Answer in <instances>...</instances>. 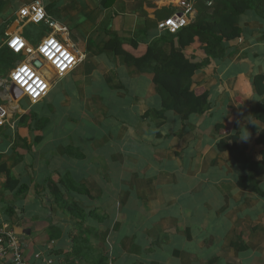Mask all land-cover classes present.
Listing matches in <instances>:
<instances>
[{"label":"crops","instance_id":"obj_1","mask_svg":"<svg viewBox=\"0 0 264 264\" xmlns=\"http://www.w3.org/2000/svg\"><path fill=\"white\" fill-rule=\"evenodd\" d=\"M32 1L0 0V45ZM42 1L68 27L60 38L85 58L54 77L36 104L11 98L0 75V105L10 112L0 126V225L14 231L29 264H101L102 254L108 264H264V194L239 186L249 172L218 148L236 134L255 161L262 159L264 122L252 109L264 96L252 81L264 76V19L254 10L240 15L241 35L219 59L198 41L185 48L200 64L192 88L208 92L209 107L183 118L173 110L159 114L154 73L107 43L120 39L142 55L167 32L159 22L183 11L185 0ZM22 99L29 102L24 110ZM119 130L118 145L107 149ZM257 178L264 190V173ZM68 200L84 216L69 213ZM81 245L96 252L87 257ZM1 264H14L12 254Z\"/></svg>","mask_w":264,"mask_h":264},{"label":"trees","instance_id":"obj_2","mask_svg":"<svg viewBox=\"0 0 264 264\" xmlns=\"http://www.w3.org/2000/svg\"><path fill=\"white\" fill-rule=\"evenodd\" d=\"M195 4L197 17L188 20V24L177 32L167 31L155 39L140 56L128 52L120 39L107 43L108 49L122 54L127 63L136 65L142 71L154 73V81L163 96V107L159 114L173 110L183 118H188L192 114L205 112L209 107L208 92L199 94L192 88V79L200 64L192 62L186 55L185 48L188 45L198 41L208 57L219 59L225 55L227 43L241 35L240 15L254 10L264 19V0H197ZM5 36L8 37L7 33ZM133 46L136 48L138 44ZM5 48L4 51L9 55L15 54L7 46ZM252 84L255 93L260 97L264 96V76H256ZM252 114L264 122V99L256 101ZM238 142L239 136L234 134L219 141L218 148L229 151L239 168L249 172V175L239 178V186L264 194L260 187L261 180L257 178V175L264 173V152L262 159L255 161L247 152V146ZM60 199L62 200L61 196ZM66 205L69 213L84 216L83 208L77 203L68 200ZM87 248L81 245L79 250L85 251L87 257L90 255L89 251L92 254L96 252L94 247L88 252ZM100 262L108 264L109 258L102 254ZM132 264L144 263L135 261Z\"/></svg>","mask_w":264,"mask_h":264},{"label":"built area","instance_id":"obj_3","mask_svg":"<svg viewBox=\"0 0 264 264\" xmlns=\"http://www.w3.org/2000/svg\"><path fill=\"white\" fill-rule=\"evenodd\" d=\"M196 1L185 0V3H181L185 5L183 11L160 21L159 29L177 32L187 25V15L193 12ZM15 20L17 28L10 33L7 30L8 38L0 49L7 46L16 55H22L23 59L11 68L5 86L9 88L11 98L25 97L36 104L48 96L54 77L63 78L83 61L85 55L77 46L60 38L59 35L65 37L68 34V27L47 12L42 0H33L22 6ZM29 23L46 27V34L38 44H33L23 34L25 25ZM38 61L42 64L38 65ZM9 115L8 108L0 105V126L8 122ZM9 253L13 256L14 264H29L14 231L4 224L0 225V264Z\"/></svg>","mask_w":264,"mask_h":264},{"label":"rangeland","instance_id":"obj_4","mask_svg":"<svg viewBox=\"0 0 264 264\" xmlns=\"http://www.w3.org/2000/svg\"><path fill=\"white\" fill-rule=\"evenodd\" d=\"M57 18H59L62 22H64V19L60 17L59 13L57 15ZM78 19H83V15H80ZM71 26H73V25H71ZM43 29H44L43 25L29 23V24L25 25L24 30H23V34L28 39H30L31 42H33V44H38L39 41L42 38ZM22 59H23L22 55H15V54L9 55L4 50L0 51V75H4L5 77H8L10 69L16 64V62H18V61H20ZM26 105L29 106L28 100L27 99H24V100L22 99L20 101L21 110H24L26 108ZM108 107L110 108V103H108ZM117 109H119V107L118 106H116V107L114 106V108H112L110 111L111 112H115ZM43 124L47 125V122H43ZM67 126H73V125H67ZM114 129H117V127H115ZM112 135H115V138H114L115 142L113 144H109L106 147L107 149H110L111 146H113V145H118L116 140L121 137L122 132L119 130L117 133L112 134ZM60 144L64 145V142H60ZM67 149H66V151H67ZM111 250H112V247L109 246V251H111ZM154 254L155 253L153 252V255Z\"/></svg>","mask_w":264,"mask_h":264},{"label":"clouds","instance_id":"obj_5","mask_svg":"<svg viewBox=\"0 0 264 264\" xmlns=\"http://www.w3.org/2000/svg\"><path fill=\"white\" fill-rule=\"evenodd\" d=\"M258 127H259V126H258ZM259 129H260L261 131H264V128L259 127ZM249 135H250V133L248 132V133H246L245 135H243L241 138L246 140V139H248Z\"/></svg>","mask_w":264,"mask_h":264},{"label":"water","instance_id":"obj_6","mask_svg":"<svg viewBox=\"0 0 264 264\" xmlns=\"http://www.w3.org/2000/svg\"><path fill=\"white\" fill-rule=\"evenodd\" d=\"M37 64H38V65H41L42 63H41V61H38Z\"/></svg>","mask_w":264,"mask_h":264}]
</instances>
